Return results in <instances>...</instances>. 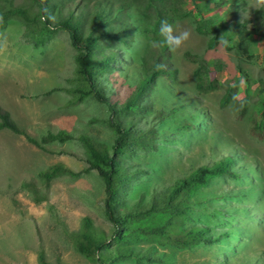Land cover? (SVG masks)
I'll use <instances>...</instances> for the list:
<instances>
[{"label": "rangeland", "instance_id": "rangeland-1", "mask_svg": "<svg viewBox=\"0 0 264 264\" xmlns=\"http://www.w3.org/2000/svg\"><path fill=\"white\" fill-rule=\"evenodd\" d=\"M59 1L63 12L67 6L73 9L74 4ZM195 4L199 16L194 11L192 18L173 23L191 33L181 48H168L174 77L156 78L141 100L146 109L134 115L135 129L151 130L154 146L130 151L124 158L139 174L120 197L127 207L143 204L177 179L201 167L211 168L225 157L232 160L231 175L207 177L186 202L180 231L202 229L210 243L181 249L148 242L128 246L148 249L150 255L159 257L160 264H264V141L248 134V117L263 98L257 82L264 80V33L248 38L249 61L237 58L236 38L228 36L235 25L245 23V29L257 26L255 12L264 3L195 0ZM27 5L28 0H0V11ZM182 7L192 11L189 0ZM198 17H210L212 26L225 21L219 28L220 40L230 49L219 44L207 50L208 36L193 30V20ZM122 20L127 24L126 41L99 42L92 55L94 60L111 57V70L102 75L101 83L116 97L128 95L140 82V58L151 39L144 32L147 25L139 22L133 7L124 12ZM75 54L64 31H55L33 47L16 17L0 29V107L35 140L58 132L70 137L62 143L44 145L41 151L21 136L0 131V264H41L39 254L44 264H91L74 248L73 235L84 218L106 239L111 235L96 172L77 177L60 175L47 181L41 176L54 165L73 172L85 169L86 155L79 136L107 147L113 139L103 122L105 108L91 97L74 103V97L66 92L75 86L67 83L74 74ZM201 63L218 82L235 86L236 98L224 107L219 105L221 88L199 91L201 79L193 72ZM54 88L63 90L43 95ZM22 183L33 184L39 201L33 200L30 190L20 187ZM118 246V242L110 243L111 250Z\"/></svg>", "mask_w": 264, "mask_h": 264}, {"label": "trees", "instance_id": "trees-1", "mask_svg": "<svg viewBox=\"0 0 264 264\" xmlns=\"http://www.w3.org/2000/svg\"><path fill=\"white\" fill-rule=\"evenodd\" d=\"M28 1L27 6L0 11V29L7 20L16 17L23 23L33 47L38 46L42 38L50 36L55 31H64L70 45L76 49L74 74L67 80V83L75 84V86L67 89L66 92L74 97V103L91 97L102 105L107 112V117L103 122L113 134L110 147L87 136H79V144L86 155L85 169L73 172L54 165L41 174L47 181L60 175L77 177L81 173L94 171L101 181L103 214L111 224V235L106 239L103 232L97 231L90 221L84 218L81 221L80 230L73 235L76 252L91 264H122L125 261L136 264H160L159 257L150 255L148 249L133 250L128 246L129 243L148 242L161 246L169 244L178 249L201 242L210 243L204 237L202 229L180 231L179 225L185 217L188 208L186 202L192 191L204 185L207 177L231 175L229 166L232 160L229 157L215 163L211 168L201 167L177 179L162 194L151 195L143 204L134 203L127 207L124 205L123 197H120L130 182L139 174L130 169L124 162V158L130 151L145 150V148L149 149L154 146L151 130L141 132L135 129L134 115L146 109L141 100L156 78L172 79L175 75V70L169 61L168 47H154L152 42L162 39L158 31L161 20L166 19L174 23L192 18L194 11L199 16L195 0H189L192 11L182 7L185 0H66V3L74 4V6L72 10L71 6H67L65 12H63L64 5L59 0ZM29 7L32 12L28 11ZM131 7L135 9L139 22L147 25L144 32L151 39L140 58L142 73L140 82L128 95L116 97L101 83L102 75L111 70L109 65L111 57L104 55L102 59L94 60L92 55L99 42L108 45L126 41L127 24L123 22L122 15ZM255 13L257 26L245 29L246 24L243 23L235 25L228 33L230 38H236L235 55L244 61H249L252 57L247 51L250 35L264 33L262 30L264 5ZM209 19L210 17L194 19V32L208 36L207 50H213L219 44L225 50L230 49L225 42L220 40L222 34H219V28L224 25L225 21H219L212 26ZM194 59L195 57H190V60ZM158 64L163 66L159 70L156 67ZM209 70L205 64L201 63L193 72L195 77L201 79V84L198 85L199 91L208 93L221 88L219 105L224 107L236 98L235 86L228 82H218ZM257 83L261 88L263 98L257 101L256 108L248 117V134L256 140L264 141V80H259ZM62 90L50 89L43 95ZM245 94L242 95V100L245 99ZM1 130L21 136L27 144L41 151H44V145L52 142L62 143L70 139L68 135L58 132L35 140L18 127L9 113L0 107ZM20 187L30 190L33 200L39 201L33 184L22 183ZM114 241L118 242L119 246L111 250L110 243ZM38 261L44 264L41 254L38 256Z\"/></svg>", "mask_w": 264, "mask_h": 264}, {"label": "clouds", "instance_id": "clouds-1", "mask_svg": "<svg viewBox=\"0 0 264 264\" xmlns=\"http://www.w3.org/2000/svg\"><path fill=\"white\" fill-rule=\"evenodd\" d=\"M261 3H264V0H261ZM158 31L162 39L159 41H153V46L168 47L170 50H177L181 48L190 39L191 36L190 31L188 29H181L178 22L174 26L173 23H170L166 19L160 21ZM156 67L159 70L163 66L158 64Z\"/></svg>", "mask_w": 264, "mask_h": 264}]
</instances>
